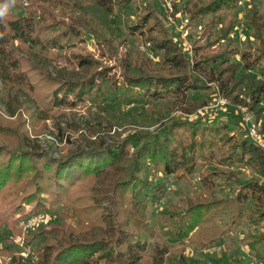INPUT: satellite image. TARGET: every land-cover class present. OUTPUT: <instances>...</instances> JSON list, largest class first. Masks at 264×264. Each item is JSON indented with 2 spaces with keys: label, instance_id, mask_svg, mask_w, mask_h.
<instances>
[{
  "label": "trees",
  "instance_id": "16d2710c",
  "mask_svg": "<svg viewBox=\"0 0 264 264\" xmlns=\"http://www.w3.org/2000/svg\"><path fill=\"white\" fill-rule=\"evenodd\" d=\"M10 1L0 0V83L4 87L29 91L32 97L28 104L36 95L39 102L34 117L38 120L47 119L48 111L72 109L88 98L98 97L104 86L116 95L117 100L137 104L147 101L154 115H159L164 107L189 115L193 92L210 83L226 93L227 87L237 82L248 83V95L257 106L256 113L264 117V105H260L264 104V79H244L240 73L241 69H255L264 76L263 49L257 51L260 54H254L257 52H252L251 48L243 51L233 48L217 57L200 59H197L198 52H194L189 58L159 23L155 3L137 7V0H76L77 4L85 3L101 10L108 22L110 18L121 20L132 4L136 9L140 8L139 13L134 12L135 17L127 23L125 31L129 36L139 38L148 51L159 57L163 67L178 71V74L168 77L140 73L112 75L110 68H102L69 77L62 71H56L54 75L34 63L29 67L28 59L21 55L22 50L44 67L51 53L62 52L60 49L64 44L83 40L81 26H68L62 34L46 37L47 26L38 7L24 9L23 16L12 15L8 9ZM182 2V9H186L184 14L195 22L208 16L219 18L218 15L229 14L238 6L239 0ZM252 14L257 19L249 22L247 18L246 26L258 32L256 37L253 36L263 46L264 21L255 15L256 12ZM230 16L225 20V35L231 28L228 24ZM107 26L110 28L109 24ZM105 45L112 49L107 41ZM76 59L79 69L93 66L89 59ZM125 67L128 71L131 68L130 65ZM43 91L45 93L41 95L39 92ZM161 101L167 102L160 104ZM5 108L13 117L20 104L7 99ZM199 124L200 121L171 119L162 127L159 136L148 135L134 140L136 147L129 157L122 145H107L96 140L87 147L72 149L62 157H53L39 147L29 145L28 148L30 139L25 134L20 147H0V202L12 200L6 204L11 205L13 213L19 212L23 205H30L29 217L45 213L47 205L61 204L70 210L71 217L78 219L76 230L69 228V233L57 232L60 237L37 252L34 262H22L12 256L6 264H140L143 261L193 264L184 254L186 240L188 246L205 250L220 240L235 242L232 236L244 223L249 226L264 223V150L251 140L229 132L226 125ZM131 143L126 142L132 146ZM223 161L249 168L257 178L237 185L233 196L217 199V187L235 186L236 174L225 173L219 168ZM214 165V170L208 169ZM198 168L201 169L198 175L201 189L181 199V207L172 206L162 216L175 243L150 246L154 230L148 223L146 211L149 204L155 205L165 192V187L153 184L150 176L156 174L188 183ZM109 171L120 177L105 193L111 195L102 197L110 207H99L96 197L83 195L91 192L83 186L90 185L92 177L101 179ZM27 175L30 177L26 178ZM87 202L91 205H83ZM94 208L99 209L98 215ZM227 217L228 222L223 227L215 225L216 220ZM240 241L258 261L264 262V234L248 233Z\"/></svg>",
  "mask_w": 264,
  "mask_h": 264
},
{
  "label": "rangeland",
  "instance_id": "374dc122",
  "mask_svg": "<svg viewBox=\"0 0 264 264\" xmlns=\"http://www.w3.org/2000/svg\"><path fill=\"white\" fill-rule=\"evenodd\" d=\"M77 2L76 0H11L9 2L10 13L17 16H23L24 9L28 7H38V13L44 16L43 22L47 26L46 37L60 35L68 26H81L84 34L81 42L75 44L68 42L64 44L63 49H60L62 52L51 53L44 67L39 62L32 61L28 52L22 50L21 55L28 59L29 67L34 63L45 72L48 71L54 75L56 71H62L65 77L81 75L84 71L93 73L102 68H110L109 74L112 75L140 73L168 77L178 74V71L163 67L159 57L148 51L139 38L129 36L125 31L127 23L132 22L135 17L134 12L139 13L140 8L136 9L132 4L121 20L116 21L110 18L108 22V18H105L101 10L89 7L85 3L77 4ZM152 2L158 9L156 16L159 23L173 36L174 41L189 58L193 57L194 52H198L197 59L217 57L227 49L233 48L240 51L247 48H251L252 52L261 49L264 51V45L261 46L262 44L255 40L258 32L251 29L249 25L246 26L247 18L249 22L250 19L252 21L257 19L253 17L254 12L264 21V13L261 14L264 10V0H239L238 6L231 13L218 15L219 18L208 16L195 22L189 15L184 14L186 9H182V0H137L135 5L138 7L147 3L152 4ZM228 15H231L228 22L231 28L225 35L227 32L225 20L228 19ZM262 27L264 30V26ZM90 30H93L94 34ZM59 40L61 38L57 41ZM105 41L112 47L111 50L106 47ZM76 57L91 60L93 66L79 69ZM237 59L239 57L234 60ZM126 65H130L129 71ZM240 73L244 79L253 78L255 81L264 79L263 74L255 69H241ZM195 77L200 79L197 75ZM247 87L248 83L241 85L237 82L235 85L228 86L225 93L217 86L207 83L203 89L190 95L191 106L188 109H191V114L185 115L178 110H168L169 108L164 107L159 115H154L147 101L142 100L137 104L130 100H117L116 95L108 92L107 87L104 86L98 97L88 98L72 109L48 111L45 114L47 119L38 120L34 117L36 105L39 102L36 95L28 104L27 101L32 97L29 91L23 88L17 90L14 87H4L0 83V147L7 149L20 147L23 142L22 136L25 134L30 139L28 148L39 147L53 157H62L80 146L87 147L94 140L107 145L118 143L122 145L124 151H128L127 157H129L136 147L134 140L137 141L148 135L159 136L160 130L169 120L179 118L191 123L200 121L199 126L226 125L229 132L249 141L251 140L249 129L253 125L257 131L258 140L264 142V117L256 113L257 106H254V102L249 97L250 91ZM44 89L48 88L44 87ZM44 91L39 93L43 95ZM7 99L16 100L20 104V108L13 117L6 112ZM163 102L161 101L160 104ZM130 141L132 146L126 144ZM28 148L25 149L28 150ZM215 168L216 165L208 169ZM219 168L225 173L236 174V177L235 180L233 179L234 187L224 185L215 189L217 199L233 196L236 187L257 178L249 168L242 165L225 164L223 161ZM200 172L201 169L198 168L188 183L162 178L156 174L150 176L153 184L159 183L165 187L160 200L155 205L149 204L146 211L148 223L154 230V237L149 242L150 246L161 244L172 246L175 243L162 216L172 206L181 207V199L201 189L198 180ZM29 177L26 176V178ZM119 177L116 173L110 174V171L101 179L95 180L92 177L90 185L83 186L91 189V192L87 191V194L83 195L96 197V205L99 202V207H110L102 197L111 195V193H105ZM2 197L4 198L5 195ZM10 201L12 202V200L3 199L0 202V251L3 250L2 255L0 254V264L9 263L12 256L19 258L22 262H34L37 252H40L47 244H54L60 237L57 232L69 233V228L76 230L78 226L77 217H71L70 210L61 204L47 205L48 210L45 213L29 217V212L32 210L30 205H23L19 212L13 213L11 205L6 204ZM90 203L83 205H91ZM94 209L98 215L99 209ZM37 217H41L40 223H35ZM227 222L228 217L216 220L214 223L223 227ZM248 233L256 236L264 234V223L258 226H249L244 223L232 236L235 242L220 240L216 245L205 250L188 246V240H186L185 257L193 264H264L241 243V238ZM140 264H149V262L143 261Z\"/></svg>",
  "mask_w": 264,
  "mask_h": 264
},
{
  "label": "built area",
  "instance_id": "2783aa9c",
  "mask_svg": "<svg viewBox=\"0 0 264 264\" xmlns=\"http://www.w3.org/2000/svg\"><path fill=\"white\" fill-rule=\"evenodd\" d=\"M249 138L252 141L256 142V144H258V146L264 150V142L258 140V134L253 125L249 129ZM40 222H41V217H37L35 223H40Z\"/></svg>",
  "mask_w": 264,
  "mask_h": 264
}]
</instances>
